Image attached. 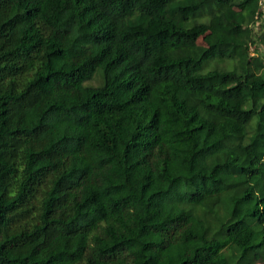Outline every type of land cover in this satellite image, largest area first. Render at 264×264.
Segmentation results:
<instances>
[{
  "label": "trees",
  "instance_id": "obj_1",
  "mask_svg": "<svg viewBox=\"0 0 264 264\" xmlns=\"http://www.w3.org/2000/svg\"><path fill=\"white\" fill-rule=\"evenodd\" d=\"M0 264H264L262 0H0Z\"/></svg>",
  "mask_w": 264,
  "mask_h": 264
},
{
  "label": "rangeland",
  "instance_id": "obj_2",
  "mask_svg": "<svg viewBox=\"0 0 264 264\" xmlns=\"http://www.w3.org/2000/svg\"><path fill=\"white\" fill-rule=\"evenodd\" d=\"M262 3H263V6H264V0H262ZM199 43L202 44L203 43V40H200Z\"/></svg>",
  "mask_w": 264,
  "mask_h": 264
}]
</instances>
